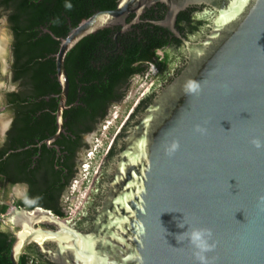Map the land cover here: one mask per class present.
<instances>
[{
    "label": "water",
    "instance_id": "obj_1",
    "mask_svg": "<svg viewBox=\"0 0 264 264\" xmlns=\"http://www.w3.org/2000/svg\"><path fill=\"white\" fill-rule=\"evenodd\" d=\"M161 1L168 12L155 23L178 36L175 23L180 11L194 3L213 5L218 14L210 34L200 44L186 41L185 69L158 91L124 146L120 143L117 161L109 165L105 158L73 218L67 220L42 206L13 208L15 216L8 218L14 235L13 264L20 263L31 243L44 252L46 242L47 254L60 264H198L188 242L176 238L189 225L213 230L216 247L207 254L209 264H264V203L259 199L264 196V149L250 142L253 136L264 137V0H250L235 20L234 0ZM153 3L120 0L116 8L82 20L67 36L53 34L61 42L55 55L61 92L58 131L48 143L64 132L68 52L99 29L118 25L126 29L131 13L132 24L139 22L145 7ZM188 79L201 83L198 95L184 91ZM158 84L149 87L139 102ZM197 124L207 131L197 132ZM173 140L180 147L168 155L165 148ZM106 173L112 176L94 226L77 229L93 207Z\"/></svg>",
    "mask_w": 264,
    "mask_h": 264
},
{
    "label": "trees",
    "instance_id": "obj_2",
    "mask_svg": "<svg viewBox=\"0 0 264 264\" xmlns=\"http://www.w3.org/2000/svg\"><path fill=\"white\" fill-rule=\"evenodd\" d=\"M116 5L117 0H0V18H6L12 34L11 77L17 86L6 96L14 123L0 150V180L11 185L28 184L25 197L14 200L17 207L42 206L58 216H66L60 207V197L73 179V163L68 156L57 160L56 147L45 142L58 131L56 112L61 85L55 55L61 42L56 37L67 36L82 20L99 10L114 9ZM204 22L193 21L188 31L201 27ZM118 30L117 27L99 29L81 39L67 54L68 107L64 111V132L57 143L62 153H70L69 157L85 145V136L97 130L113 106L124 99L136 75L144 76L151 66L164 70L173 65L178 59L176 51H180L183 44L189 51L184 37L158 24L143 21L115 37ZM183 31L186 29L181 30L182 34ZM188 60L189 55L184 66L164 87L182 73ZM158 94L152 91L136 107L107 152L109 165L117 161L125 137ZM111 176L105 174L107 182ZM64 177L69 180L66 186L61 183ZM105 193L101 194L103 200ZM8 209L7 203L0 204V264H13L14 235L2 228L1 221ZM96 218L97 211H89L80 223L81 230L90 220L93 226ZM19 264L60 263L31 243Z\"/></svg>",
    "mask_w": 264,
    "mask_h": 264
},
{
    "label": "rangeland",
    "instance_id": "obj_3",
    "mask_svg": "<svg viewBox=\"0 0 264 264\" xmlns=\"http://www.w3.org/2000/svg\"><path fill=\"white\" fill-rule=\"evenodd\" d=\"M11 42L12 34L8 22L5 17L0 18V144L14 117L6 101L7 93L17 88L11 77ZM175 65L174 62L173 65H169L164 70L151 66L146 75L135 76L124 100L113 106L108 117L99 125L97 130L85 136L89 148L81 153L84 161L80 165L79 176L70 189L67 220L73 218L85 203L109 148L139 100L149 87L162 81L163 74L170 71ZM20 188H24V186H9L0 181V202L5 201L9 205L7 213L1 216L2 228L5 230H9L8 218L12 216V210L15 207L14 200L23 197V193L20 194L19 192L18 194ZM18 227L16 226L15 229ZM47 245L48 242L42 248L45 254L48 252Z\"/></svg>",
    "mask_w": 264,
    "mask_h": 264
},
{
    "label": "flooded vegetation",
    "instance_id": "obj_4",
    "mask_svg": "<svg viewBox=\"0 0 264 264\" xmlns=\"http://www.w3.org/2000/svg\"><path fill=\"white\" fill-rule=\"evenodd\" d=\"M119 2H120V0H117V5L119 4ZM117 5H116V7H117ZM167 12H168V5L161 0H155V3H153L150 6L145 7L144 12L140 16L139 22L132 24V21L135 19V13H131L127 16V19H126L127 23L130 24V26H128L126 29H124L123 25L114 26V27L119 28L118 32H116V35L121 34L124 30L131 29V27L133 25L139 24L143 21L156 24L155 22L160 21V20H164L166 18ZM216 14H218V10H216L213 5H208L205 3H194V4L189 5L186 9L179 12L177 19H176L175 26H176L177 30L179 31L180 35L182 37H184L186 41H189V42L194 43V44H200L210 34V32L214 26V17L216 16ZM151 15H154V16L151 18L150 17ZM198 20H204L205 21L204 25H201V27H199L193 31H188L190 26L192 25V22L198 21ZM182 29H186V31H183L184 34H182V32H181ZM184 46L185 45L183 44V47L180 49V51H176L177 57H178L177 61H175L176 65L170 71L165 73V76H167V77L164 76V78H162V81L159 82L158 85L154 86V88L152 89L153 92H158L160 89H162V87H164V85L169 82V79L176 76L178 69H180L184 66V62L188 58V55H189V51H187L186 47H184ZM143 99L141 100V102H139L138 105H140L142 103ZM130 117H132V116L130 115ZM13 123H14V120H11L9 128L7 129V132L4 136V139H3L2 143L0 144V150L5 146V143L8 139V136H9L8 131L12 127ZM60 136L58 138H60ZM57 139L51 143H48L47 140L45 142L49 146H55L56 147V149L58 151L57 155H56L57 160H59V158H62V156L65 158H67V156H68V160L73 163V168H74L73 169L74 170L73 179H72L70 185L67 186L66 191L60 197V199H61L60 207L62 208V210L66 214V216L62 217V218L67 219L68 207L70 205V202L68 200L70 189L72 187L73 182L78 178L79 173L81 171L80 165L84 161V159L81 157V153L84 150H87L89 148V145L86 143L85 138H84L85 145H83L82 147L75 150V153L71 154L69 157L70 153H67L65 151H64V153L61 152L60 145L57 143ZM40 144H42V143H40ZM106 160H107V158H106ZM101 178H102V180H101V183L99 185V188H100V186H102V188L100 189L99 194H97V196L95 197V203H94L93 207L89 210L90 212L91 211L92 212L97 211V214L99 213V210L102 206L101 202L103 201V198L101 197V194L103 195L105 193L106 185L108 184L107 179L105 178V175H102ZM0 179H1V175H0ZM1 182H3L6 185H9V186H15V185L24 186V188H20V194L23 193V197H25V195L28 193L29 186L26 183H16L14 185H11L10 183H8L5 180L1 181ZM68 182H69V180H68ZM68 182H67L66 177H64L61 181V183L65 184V186H66V184H68ZM5 203H6L5 201L0 202V204H5ZM88 212H87V214H88ZM91 221L92 220H90L89 222H85L86 228L84 227L83 231H86L84 229H87L88 227H89L88 230H90L94 226V225L92 226ZM69 223H71V222L69 221ZM80 223H79V225L76 226L77 229H82V227H80Z\"/></svg>",
    "mask_w": 264,
    "mask_h": 264
},
{
    "label": "clouds",
    "instance_id": "obj_5",
    "mask_svg": "<svg viewBox=\"0 0 264 264\" xmlns=\"http://www.w3.org/2000/svg\"><path fill=\"white\" fill-rule=\"evenodd\" d=\"M250 0H234L236 5L235 15L232 17L233 20L237 19L247 8ZM184 91L189 95H198L202 91V85L199 81L194 79H188L184 83ZM195 130L200 133H205L207 130L201 125L197 124ZM252 145L260 150L264 149V137L253 136L251 141ZM180 147L178 140H173L169 146L165 148V152L168 155L175 154ZM261 203H264V196L260 198ZM182 223L180 227H183ZM183 237V239H181ZM177 240L183 242L186 240L193 249V255L198 264H209L208 253L212 252L216 247L214 240V232L209 227L191 226L187 231L177 235Z\"/></svg>",
    "mask_w": 264,
    "mask_h": 264
},
{
    "label": "bare ground",
    "instance_id": "obj_6",
    "mask_svg": "<svg viewBox=\"0 0 264 264\" xmlns=\"http://www.w3.org/2000/svg\"><path fill=\"white\" fill-rule=\"evenodd\" d=\"M15 213H16V212H12V215L15 216Z\"/></svg>",
    "mask_w": 264,
    "mask_h": 264
}]
</instances>
